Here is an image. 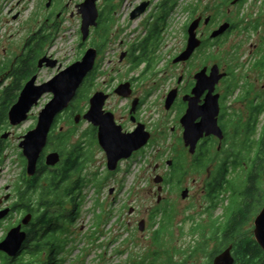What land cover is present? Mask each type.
<instances>
[{"label":"flooded vegetation","instance_id":"flooded-vegetation-1","mask_svg":"<svg viewBox=\"0 0 264 264\" xmlns=\"http://www.w3.org/2000/svg\"><path fill=\"white\" fill-rule=\"evenodd\" d=\"M86 1L20 0V9L12 15L13 20L19 22L20 30L17 46L12 51L5 49L6 54H10V58L5 57L3 61L0 60V166L9 143L16 138L20 147V174L18 179H8L0 185V211L8 209V213L0 218V242L6 238L10 229L20 225L26 214L31 213L34 218L35 214L44 213L46 210L65 212L64 210L71 209L75 214L80 212L82 190L89 182V178L83 176V172L88 167V152L82 143L62 153L57 144H53L51 140L53 134L71 133L74 127H78H72L77 114H81L82 118L75 124H80L82 120L88 123L89 130L93 132L96 139L92 144L96 142L103 155L98 171L91 173V183L94 184V180L97 181L95 188H103L107 182L111 181L112 185L108 189L111 201L120 207L123 205L125 209L127 206L120 203L119 199L120 187L118 184H113L116 180L120 181L119 175L122 171L128 176L133 167L132 170L137 168L142 180L149 182L154 180L157 183V191L151 186L150 192L157 196L158 204L147 219L141 218L139 221L140 223L145 220L144 231H146L151 215L153 219L159 214L163 215L154 228L156 234L164 226L167 216L172 213V206L164 205L165 196L163 195L171 184L182 188L181 194L185 189L189 190L188 196L182 197L183 199L187 200L192 196V187L183 184L188 176L186 157H191L189 167L198 175V178H194L193 181L200 182L203 192L209 196L211 189L230 176L218 174L210 167L224 164L230 166L238 159L241 161L240 149L235 153L233 148L234 150L237 146L239 148L247 138L246 129L249 123L255 127L252 138L257 139L259 120L264 114V95L248 79L237 78L234 69L229 65L224 67L216 62L217 42L239 29L240 24L237 21L228 17L224 22L217 24V15L199 13L196 10L188 23L182 21L178 24L175 31L177 40L174 44V42H168L167 36L170 33L167 27L169 16L177 10L178 0H96L99 12L97 25L91 26L89 36L84 39L82 10ZM229 2L231 6L228 8V13L231 15L234 8L241 10L247 0H229ZM189 10L193 11V8L190 7ZM200 16L202 20L197 33L202 44L196 48L188 60L175 62V58L187 47L188 28L191 22ZM236 16L239 17L240 14ZM208 17L210 20L207 22ZM261 17L259 11L257 19L246 29L259 30L263 21ZM225 22L230 23L229 29L223 35L212 38V32ZM75 33L79 36V55L75 61L82 59L89 48H95L96 62L78 89L76 97L67 108L56 115L47 145L40 157L37 172L30 176L27 173V160L20 146L24 134L16 135L15 130L30 120L35 122L31 129L35 128L41 112L53 99L54 94L45 92L28 113L27 120L22 123L13 124L9 112L20 99L23 89L30 80L35 78L36 87L44 86L73 64L71 60L66 63L58 53L63 51L65 44L70 43V38ZM57 41L62 44L59 52L56 51ZM238 48L239 46L236 47ZM251 53H261V57L256 59L253 65L264 72V66L261 67V63H264V41L251 43ZM215 64H218L220 71L226 72L227 75L220 79L213 91L208 84H204L198 86L197 92L194 93L193 90L198 84L197 74L205 70L207 83ZM159 66H164V70L156 71ZM47 70H52L53 73L45 78L42 73ZM138 70L140 73L137 75ZM156 74L163 77H155ZM87 84L90 92L86 110L74 109L73 102L78 97L80 89ZM98 91L105 97L104 112L113 115L121 133L134 134L137 142L143 143L139 149L132 152L129 158L120 160L116 169L109 168L106 150L99 142L100 127L83 117L90 107V98ZM171 92H174V100L168 107L167 100ZM215 95H218L219 103L218 124L224 136L220 138L215 134L204 133L198 139L195 152L192 153L190 146L185 144V127L182 120L192 104L195 112L194 123L199 126L209 116L211 112L209 105ZM64 120L66 124L62 125ZM178 148H181V151L177 155H170L171 158L165 159V162H159L164 156V150L173 151ZM53 151H59L62 159L57 165L49 166L46 163V156ZM70 157L79 158V162L82 163L81 170L73 175L70 173L69 178L61 183L59 188L50 189L54 176L64 173L65 164ZM254 158L250 160L247 157L244 161L252 162ZM154 160L156 162L152 168ZM158 178L161 182H157ZM70 188H75L74 201L70 196L66 197L64 204L47 207L48 197L50 203L51 197L56 198L57 193L64 194ZM50 191H53V195L46 196ZM56 206L60 209H56ZM129 213L132 216L136 213V208L130 206ZM119 218L120 215L117 220ZM128 223L131 225L133 221L130 220ZM29 226L30 224L23 229L28 232ZM230 246L235 258L234 264H240L237 256L239 249L232 242L221 251L215 252L212 264L214 258ZM25 251L26 249L16 257H10L0 250V255L2 253L7 255L11 259V264H15ZM2 262L7 264L8 261L4 258Z\"/></svg>","mask_w":264,"mask_h":264},{"label":"rangeland","instance_id":"rangeland-1","mask_svg":"<svg viewBox=\"0 0 264 264\" xmlns=\"http://www.w3.org/2000/svg\"><path fill=\"white\" fill-rule=\"evenodd\" d=\"M19 2L20 0H0V60L2 61L5 57L10 58V54H6L5 49L12 51L17 46L20 26L18 21L13 20L12 15L20 9ZM230 6L229 0H178L177 10L172 12L168 18L167 31L170 33L167 36L168 42H174L175 44L177 40L175 31L178 24L182 21L188 23L190 17H192L190 7L196 8L199 13L206 12L217 15V24L231 17L240 24V27L231 35L217 42L215 49L216 62L224 67L229 65L234 69L237 78L248 79L264 95V72L253 65L256 59L258 60L261 57V53H251V43L264 41V10H262L264 9V0H247L241 10L234 8L235 10L231 15L228 13ZM259 11L263 19L259 30L246 29L257 19ZM237 14H240V16H236ZM78 43L79 36L75 33L71 36L70 43L65 44L61 52L59 51L62 44L57 41L56 51L59 52V56L66 63L70 60L75 63L78 61H75V59L79 55ZM237 46H239L238 49H236ZM160 67L156 68V71L165 68L164 66ZM52 73V70H47L42 73V76L47 78ZM136 73L138 75L140 71L138 70ZM159 76V74H156L155 77H163V75ZM89 92L90 87L88 84L80 89L78 97L73 102L74 109L84 108L86 110L87 104H89ZM34 124V120L25 122L15 130L16 135L27 134ZM61 124L65 125V120ZM73 126L78 127H74L75 135L66 151L84 143L89 158L88 167L83 172V176L89 178V182L82 190L80 200L82 206L77 220L69 225V231L65 235L70 242L65 251L59 255V259H65L64 264H139L144 260L151 263L154 261V254L159 256V264L168 260H171V264H212L211 252L217 249V244L221 240L218 238L212 239L204 250L198 248L211 235L210 225L212 221L219 220L223 222L226 213H230L235 209L234 187L237 186L239 190L248 185L247 174L252 171V165L251 162L246 163L244 159L248 157L251 160L255 157L258 149L256 144L254 150L249 153L245 152L243 159L244 155H240L242 166L234 168L231 165L229 182L223 188L218 189L213 199L203 192L200 182L195 183L193 181L194 178H198V175L189 167L191 157L185 158V163L188 166L186 172L188 176L184 179L183 184L192 187V196L187 200L183 199L182 188L174 187L172 184L163 194L165 196L164 205L172 206L173 221L169 231L162 236L160 245H157L155 243L156 232L154 228L163 215L159 214L154 219L151 215L146 231H140L139 229L140 219H147L158 204L157 196L150 192L151 186L155 187L154 189L157 191V183L154 180L152 182L142 180L143 178L139 176L137 168L132 170L133 167L128 176L122 171L119 175L120 181L116 180L113 184H118L120 187V203L127 207L124 209L123 205L120 207L118 204H114L108 190L112 185L110 184L111 181L99 189L95 188L96 180H94V184L90 181L91 173L98 171L99 165L103 161V155L98 144L96 142L92 144L91 136L86 135L91 131L88 123L82 120L80 124H75L73 121ZM263 134L264 114L259 120L257 140L261 139ZM180 149L164 150V156L159 162H165V159L171 158L170 155H177L181 151ZM239 149H241L240 146L239 148L237 146L235 150L233 148V152L236 153ZM25 159L27 160L26 157ZM155 162L156 160L153 161L152 168L155 166ZM164 165L167 167V164L164 163ZM0 168V185H3L8 179H18L20 174V147L16 138L9 143ZM210 169L215 171L216 167H210ZM257 184L261 187L263 197L260 195L254 198L252 202L253 209L245 217L248 218V223L239 232L241 238L255 239L254 220L264 205V171L259 176ZM130 206L136 208V213L132 216L129 213ZM58 208L59 206H56V209ZM68 210L72 212L71 209ZM119 215L120 218L117 220ZM130 220L133 221L131 225L128 223ZM161 221L163 223V220ZM200 225L203 231L194 232L195 227ZM27 256L25 254L24 257L27 258ZM9 263L11 264V262L7 264ZM0 264H4L1 259Z\"/></svg>","mask_w":264,"mask_h":264},{"label":"water","instance_id":"water-1","mask_svg":"<svg viewBox=\"0 0 264 264\" xmlns=\"http://www.w3.org/2000/svg\"><path fill=\"white\" fill-rule=\"evenodd\" d=\"M143 8L141 10H143ZM82 11L84 16L82 32L84 39H86L90 34L91 26L97 25L99 12L96 0H87L83 4ZM201 20L202 17L200 16L191 22L188 28L187 47L175 58V62L188 60L195 52L196 48L202 44V40L197 33ZM209 20L210 17L206 19L207 22ZM229 27V22L221 24L212 32L211 37L216 38L223 35ZM96 57L97 50L95 48H89L82 59L61 71L44 86L36 87L34 84L35 78H33L23 89L18 102L12 106L9 112L10 120L13 124H19L27 120L28 113L31 111L32 107L37 104L39 98L45 92H53L54 94L53 99L47 103L46 107L41 112L37 126L24 135L20 144L23 153L27 158L28 175L33 176L36 174L40 157L47 145L48 136L56 115L67 108L71 101L76 97L78 89L82 85L85 77L94 68ZM226 75L227 73L221 72L220 66L215 64L212 67L211 75L208 77V82L206 83L205 70L201 71L197 74L198 84L193 92L196 93L197 87H200V85L203 86L204 84H208L211 91H213L220 79ZM173 100L174 92H171L167 100L168 107ZM104 102L105 97L102 92H96L90 98V107L83 117L92 122L95 126L100 127L98 136L99 142L106 150L109 168L116 169L120 160L129 158L132 152L139 149L143 143H138L134 134L125 135L121 133L120 129L115 124L113 115L104 112ZM210 104L211 112L199 126H196L194 123L195 112L192 104L182 120L185 127V144L190 146V151L192 153L195 152L196 143L204 133L215 134L220 138H223L224 136L217 118L219 112L218 95H215V98L211 100ZM81 118L82 115L77 114L75 116V122L79 123ZM4 137H7V135H4ZM61 159V153L59 151H53L46 156V163L49 166H55L61 162ZM157 182H161V180L158 178ZM188 194L189 190L185 189L182 192V197L186 198ZM7 213L8 209L0 211V218L4 217ZM32 219L33 214H26L20 225L10 229L6 238L0 242V250L10 257H16L23 250L24 244L28 238V232L23 229V227L29 225ZM145 223V220H142L139 223L141 231L145 230ZM254 224L255 240L264 250V205L257 214ZM234 262L235 258L232 254V246H230L214 258L213 264H234Z\"/></svg>","mask_w":264,"mask_h":264},{"label":"trees","instance_id":"trees-1","mask_svg":"<svg viewBox=\"0 0 264 264\" xmlns=\"http://www.w3.org/2000/svg\"><path fill=\"white\" fill-rule=\"evenodd\" d=\"M196 8L193 9L192 14L196 13ZM264 66V63H261V67ZM262 111V110H261ZM255 132V127L249 123L247 125L246 134L247 138L242 142L240 146V154L244 155L247 152L254 150L255 144L257 145V151L255 153V158L251 162L252 171L247 174L248 185L244 189H237L234 187V200L235 209L226 213V218L223 222L219 220L212 221L210 225L211 235L208 236L205 241L198 248L199 250H204L209 245V241L212 239L218 238L220 241L217 244V249L211 252V258L215 252L221 251L222 248L227 246L230 242L239 249L237 252L238 261L240 264H264V250L256 242L254 238H241L239 232H241L242 225L248 223V218L246 219V214L250 213L253 209V200L256 196H262L261 187L259 186L258 180L259 176L263 174L264 171V134L261 139H253L252 135ZM93 132L87 133L91 136V140L94 142L95 136ZM75 135V131L71 133H60L53 134L51 137L52 143L57 144L62 153L66 152L67 145ZM96 140V139H95ZM246 152V153H245ZM245 155L242 157V159ZM251 158V157H250ZM79 158H69L67 164H65L64 173L62 175L54 176L52 180V185L50 189H57L61 183L65 182L69 178L70 173L72 175L77 171H80L81 162ZM243 164L239 159L233 164L234 168ZM231 165H220L216 167L215 172L218 174H229ZM41 171V169H40ZM229 180L225 178L220 181L217 187L210 190L209 196L213 199L218 192V189L223 188ZM81 187V186H80ZM79 187V188H80ZM75 188H70L64 194L56 195V198L51 197L47 207L54 206L55 204L65 203L66 197H73L75 200L74 194ZM53 195V191H50L46 196ZM263 197V196H262ZM60 209V208H59ZM65 212L46 210L44 213H37L34 215L32 222L28 228V238L24 244V252L18 260L15 261V264H64L65 259H59V255L65 251L69 239H66V234L69 231V225L73 224L76 220L79 213L75 214L74 210L69 212V210H64ZM173 221V215L170 213L165 219L164 226L157 232L155 235V243L160 245L162 241V236L169 231ZM203 231L201 225L195 227L194 232ZM22 250V251H23ZM154 261L148 263L147 261H142L139 264H159V256L153 255ZM1 260L4 258L10 262V258L7 255H0ZM19 261V262H18ZM7 262V263H8ZM160 264H171V260L162 262Z\"/></svg>","mask_w":264,"mask_h":264}]
</instances>
